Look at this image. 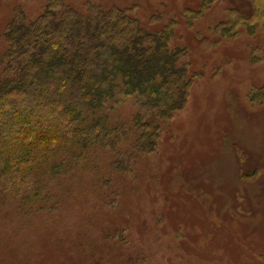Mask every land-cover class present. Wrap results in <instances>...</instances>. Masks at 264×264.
Returning a JSON list of instances; mask_svg holds the SVG:
<instances>
[{
  "label": "rangeland",
  "instance_id": "374dc122",
  "mask_svg": "<svg viewBox=\"0 0 264 264\" xmlns=\"http://www.w3.org/2000/svg\"><path fill=\"white\" fill-rule=\"evenodd\" d=\"M47 1L0 0V55L14 12L34 19ZM63 1L125 8L150 27L174 21L169 47L184 49L191 84L152 152L130 158L128 140L91 149L42 208L0 186V264H264V0L250 28L225 20L251 0ZM134 110L121 102L110 120Z\"/></svg>",
  "mask_w": 264,
  "mask_h": 264
},
{
  "label": "trees",
  "instance_id": "16d2710c",
  "mask_svg": "<svg viewBox=\"0 0 264 264\" xmlns=\"http://www.w3.org/2000/svg\"><path fill=\"white\" fill-rule=\"evenodd\" d=\"M255 1L248 15L230 9L228 26L253 27L261 16ZM127 10L81 11L48 0L37 18L15 11L8 22L0 55V186L10 185L23 205L40 201L42 208L49 184L91 149L123 150L128 140L130 158L152 152L161 127L185 105L191 79L180 62L184 49L169 47L174 21L150 27ZM128 100L130 121L111 122ZM112 165L120 170L125 161Z\"/></svg>",
  "mask_w": 264,
  "mask_h": 264
}]
</instances>
